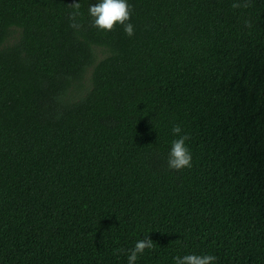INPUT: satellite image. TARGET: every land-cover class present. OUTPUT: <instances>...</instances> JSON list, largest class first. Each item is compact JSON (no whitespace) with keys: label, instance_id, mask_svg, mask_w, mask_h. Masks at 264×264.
I'll return each instance as SVG.
<instances>
[{"label":"trees","instance_id":"obj_1","mask_svg":"<svg viewBox=\"0 0 264 264\" xmlns=\"http://www.w3.org/2000/svg\"><path fill=\"white\" fill-rule=\"evenodd\" d=\"M0 264H264V0H0Z\"/></svg>","mask_w":264,"mask_h":264}]
</instances>
